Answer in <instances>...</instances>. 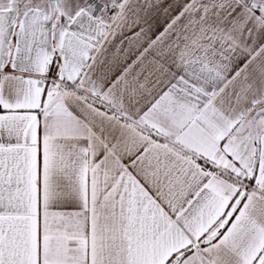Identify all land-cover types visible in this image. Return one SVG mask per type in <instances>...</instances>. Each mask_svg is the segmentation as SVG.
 <instances>
[{
    "label": "snow or ice",
    "instance_id": "6c2138e0",
    "mask_svg": "<svg viewBox=\"0 0 264 264\" xmlns=\"http://www.w3.org/2000/svg\"><path fill=\"white\" fill-rule=\"evenodd\" d=\"M0 264H264V0H0Z\"/></svg>",
    "mask_w": 264,
    "mask_h": 264
}]
</instances>
